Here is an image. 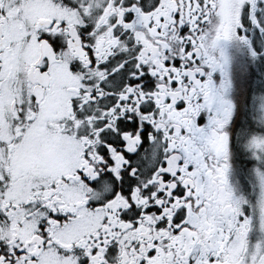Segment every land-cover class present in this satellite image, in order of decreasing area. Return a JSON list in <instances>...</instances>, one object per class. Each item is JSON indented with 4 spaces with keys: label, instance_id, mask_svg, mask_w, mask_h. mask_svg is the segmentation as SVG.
Returning a JSON list of instances; mask_svg holds the SVG:
<instances>
[{
    "label": "snow or ice",
    "instance_id": "obj_1",
    "mask_svg": "<svg viewBox=\"0 0 264 264\" xmlns=\"http://www.w3.org/2000/svg\"><path fill=\"white\" fill-rule=\"evenodd\" d=\"M0 264H264V0H0Z\"/></svg>",
    "mask_w": 264,
    "mask_h": 264
}]
</instances>
